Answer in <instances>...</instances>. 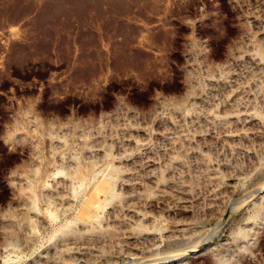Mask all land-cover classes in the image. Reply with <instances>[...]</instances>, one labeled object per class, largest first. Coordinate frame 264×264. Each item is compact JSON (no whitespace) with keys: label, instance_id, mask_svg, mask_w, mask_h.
Instances as JSON below:
<instances>
[{"label":"rangeland","instance_id":"obj_1","mask_svg":"<svg viewBox=\"0 0 264 264\" xmlns=\"http://www.w3.org/2000/svg\"><path fill=\"white\" fill-rule=\"evenodd\" d=\"M262 8L0 0V264H264Z\"/></svg>","mask_w":264,"mask_h":264},{"label":"bare ground","instance_id":"obj_2","mask_svg":"<svg viewBox=\"0 0 264 264\" xmlns=\"http://www.w3.org/2000/svg\"><path fill=\"white\" fill-rule=\"evenodd\" d=\"M76 3V2H75ZM73 6V5H72ZM77 6V5H76ZM74 7V6H73ZM164 8V7H163ZM264 10V8H262ZM261 10V9H260ZM258 19V18H257ZM252 21V20H251ZM257 26V25H256ZM264 26V25H263ZM17 31V30H16ZM248 35V34H247ZM245 37V36H244ZM259 40V39H258ZM260 51L259 54L262 56L261 59L264 58V46H261L258 48ZM242 51V50H241ZM258 57V56H257ZM256 57V58H257ZM258 59V58H257ZM256 59V60H257ZM260 60V59H259ZM235 63V62H234ZM258 63V62H257ZM261 63V62H260ZM241 64V63H240ZM239 64V65H240ZM264 65V64H263ZM205 66V65H204ZM235 66V65H234ZM188 67V66H187ZM256 69V68H255ZM233 70V69H232ZM264 70V69H263ZM239 71V70H238ZM139 73V71H138ZM244 73V72H243ZM232 74V73H231ZM256 74V73H255ZM218 76V75H217ZM253 76V75H252ZM236 77V76H235ZM206 80V79H205ZM240 80V79H239ZM91 82V81H90ZM196 82V81H195ZM94 83V82H93ZM225 83V82H224ZM222 84V83H221ZM96 85V84H95ZM92 86V85H91ZM97 86V85H96ZM253 86V85H252ZM255 87V86H254ZM96 89V88H95ZM242 89V88H241ZM246 89V88H245ZM93 90V89H92ZM262 90V89H261ZM220 91V90H219ZM242 92V91H241ZM257 93V92H256ZM226 94V93H225ZM240 94V93H239ZM246 95V94H245ZM251 95V94H250ZM245 97V96H244ZM221 99V98H220ZM236 99V98H235ZM252 99V98H251ZM221 102V101H220ZM243 102V101H242ZM237 103V102H236ZM239 104V103H238ZM213 106V105H212ZM230 106V104H229ZM233 106V105H232ZM243 107V106H242ZM205 108V107H204ZM222 110V109H221ZM149 115V114H148ZM245 115V114H244ZM151 116V115H150ZM198 116V115H197ZM221 119V118H220ZM236 120V116L234 118ZM203 120V119H202ZM194 121V120H193ZM253 121V120H252ZM243 122V121H242ZM258 122V121H257ZM133 123V122H132ZM159 123V122H158ZM241 124V123H240ZM259 124V123H258ZM196 125V124H195ZM202 126V125H201ZM199 127V125H198ZM161 128V127H160ZM255 128V127H254ZM262 128V127H261ZM206 129V128H205ZM226 129V128H225ZM68 130V129H66ZM119 131V130H118ZM144 132V131H143ZM259 132V131H258ZM263 132V131H262ZM253 133V132H252ZM169 134V133H168ZM208 134V133H207ZM212 134V132H211ZM127 135V134H126ZM18 136V135H17ZM236 136V135H235ZM252 136V135H251ZM244 138V137H243ZM105 139V137H104ZM169 139V138H168ZM258 139V138H257ZM199 140V139H198ZM236 140V139H235ZM92 141V140H91ZM109 141V140H108ZM123 141V140H122ZM185 142V141H184ZM235 142V141H234ZM248 142V141H247ZM119 143V142H118ZM236 143V142H235ZM251 143V142H250ZM100 144V143H99ZM227 144V143H226ZM248 144V143H247ZM264 144V143H263ZM92 145V144H91ZM166 145V144H165ZM202 146V144H201ZM213 146V145H212ZM131 148V147H130ZM234 149V148H233ZM92 151V150H91ZM101 151V150H100ZM236 151V150H235ZM170 152V151H169ZM35 153V152H34ZM237 153V152H236ZM198 154V153H197ZM140 156V155H139ZM138 156V157H139ZM190 157V156H189ZM223 159V158H222ZM59 160V159H58ZM242 161V160H241ZM69 162V161H68ZM145 164V163H144ZM215 164V163H214ZM139 165V164H138ZM84 166V165H83ZM153 167V166H152ZM167 167V166H166ZM44 169V168H43ZM82 169V168H81ZM80 169V172H82ZM84 170V169H82ZM115 170V168H114ZM114 170H111V173L108 174L105 177H102L101 179L97 181L96 184V191H94L92 194H90L89 197H86L84 201V210L86 212L85 216L80 217L81 221L85 224H92L93 222H99L101 220V215L105 210V204L109 202L110 200H113L117 197H119V193L116 190L115 187V180H116V173L112 172ZM86 171V170H85ZM85 171L83 174H85ZM104 171V170H103ZM106 171V170H105ZM119 171V170H118ZM117 172V171H116ZM66 173V172H65ZM228 173V172H227ZM44 174V173H43ZM70 174V173H69ZM74 174V173H73ZM106 174V173H105ZM235 174V173H234ZM238 174V173H237ZM230 175V174H229ZM40 176V175H39ZM100 176V175H99ZM85 177V176H84ZM185 177V176H184ZM57 178V177H56ZM187 178V177H186ZM84 180V179H83ZM86 180V179H85ZM234 180V179H233ZM63 181V180H62ZM83 182V181H82ZM203 182V181H202ZM55 184V183H54ZM173 185V184H172ZM55 186V185H54ZM63 187V186H62ZM138 187V186H137ZM127 190V189H126ZM73 191V190H72ZM219 194V193H218ZM52 196V195H51ZM136 196V195H135ZM77 197V196H76ZM210 199V198H209ZM58 200V199H57ZM134 200V199H133ZM148 201V200H147ZM51 203V202H50ZM148 203V202H147ZM150 203V202H149ZM186 204V203H185ZM190 204V203H189ZM220 206V205H219ZM150 207V206H149ZM52 208V207H51ZM112 209V208H111ZM57 212V211H55ZM136 212V211H135ZM172 212V211H171ZM134 213V212H133ZM52 215H55L54 213H51ZM137 214V213H136ZM128 215V214H127ZM150 219V218H149ZM148 219V220H149ZM112 221V220H111ZM146 221V220H145ZM110 222V221H109ZM156 223V222H155ZM62 224V223H61ZM66 225V224H65ZM65 225L63 226L65 228ZM69 225V224H68ZM87 225V226H90ZM96 225V224H95ZM67 226V225H66ZM70 226V225H69ZM128 226V225H127ZM140 226V225H139ZM150 226V225H149ZM86 227V226H85ZM141 227V226H140ZM134 229V228H133ZM141 229V228H140ZM139 229V230H140ZM67 230V229H66ZM137 230V229H136ZM144 230V229H143ZM142 231V230H141ZM35 232V231H34ZM189 232V230H188ZM36 233V232H35ZM132 239V238H131ZM127 240V239H126ZM104 241V240H103ZM95 243V241H93ZM92 243V242H91ZM129 249V248H128ZM134 249V248H133ZM125 250V249H124ZM192 250H196V248H193ZM90 252V251H89ZM212 252V251H211ZM115 253V252H114ZM67 256V255H66ZM72 256V255H71ZM108 256V255H107ZM113 258V257H112ZM178 259V258H177ZM74 263V262H73ZM56 264V263H55Z\"/></svg>","mask_w":264,"mask_h":264}]
</instances>
